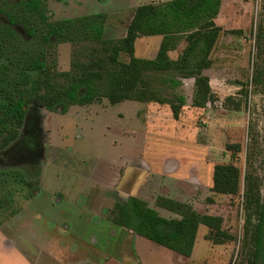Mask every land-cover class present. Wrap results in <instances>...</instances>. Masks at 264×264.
<instances>
[{
	"label": "rangeland",
	"instance_id": "1",
	"mask_svg": "<svg viewBox=\"0 0 264 264\" xmlns=\"http://www.w3.org/2000/svg\"><path fill=\"white\" fill-rule=\"evenodd\" d=\"M165 1L42 0L37 14L28 8L29 0H0V65L17 79L23 62L41 49L46 23L101 13L105 38L117 40L125 36L137 7ZM263 20L264 0H223L216 20L223 31L213 65L205 71L216 100L194 108V80H184L175 90L187 101L179 120L156 103L111 105L106 98L71 106L65 115L33 108L17 144L0 154V230L30 255L53 237L57 222V229L70 231V249L83 246L71 260L92 258L95 247L100 264H244L245 177L252 172L264 181V57L257 45ZM160 41V36L138 39L136 56L155 58ZM184 45L171 53L173 59ZM91 46L53 42L47 64L70 71L72 61ZM121 60L128 62V55ZM227 144L241 145L236 160ZM228 163L240 169L237 195L212 191L214 167ZM131 196L169 219L178 216L159 207L158 197L220 216L234 239L215 245L205 239L209 229L201 226L192 256H181L110 222L115 204ZM35 216L42 217L37 225Z\"/></svg>",
	"mask_w": 264,
	"mask_h": 264
},
{
	"label": "trees",
	"instance_id": "2",
	"mask_svg": "<svg viewBox=\"0 0 264 264\" xmlns=\"http://www.w3.org/2000/svg\"><path fill=\"white\" fill-rule=\"evenodd\" d=\"M222 4L223 0H169L140 5L125 36L117 40L105 38L106 15L101 13L46 23L41 49L23 62L17 79H11L0 67V152L18 139L31 105L65 115L71 106L91 105L104 98L111 105L125 101L156 103L169 106L173 119L179 120L187 101L175 90L188 79L194 80L192 106L204 109L213 104L216 96L205 71L213 65L212 54L223 31L216 23ZM29 5L37 7L39 1L30 0ZM152 36L162 37L157 55L153 59L138 58L137 40ZM82 41L92 46L82 59L72 61L70 71L48 66L50 44ZM182 43L185 45L178 58L172 59L169 54ZM257 45L264 57V20ZM122 54L128 55V62L121 60ZM31 72L37 75L32 77ZM261 82L264 85V68ZM226 147L236 160L241 145ZM240 179V169L234 163L217 164L212 191L237 195ZM262 188L264 181L248 172L244 189V264H264ZM157 205L178 218H165L146 201L131 196L125 203L115 204L110 222L187 258L194 252L201 226L209 229L205 239L215 245L234 239L224 229L220 216L200 214L192 205L166 197H158Z\"/></svg>",
	"mask_w": 264,
	"mask_h": 264
},
{
	"label": "crops",
	"instance_id": "3",
	"mask_svg": "<svg viewBox=\"0 0 264 264\" xmlns=\"http://www.w3.org/2000/svg\"><path fill=\"white\" fill-rule=\"evenodd\" d=\"M161 41H162V37H161ZM171 53L169 54L170 57H171ZM160 106L167 107L168 112H171L169 106L167 105H160ZM36 217L37 216H35L34 221L35 224L37 225V222L41 221L42 217L38 219ZM46 219L48 222L47 217ZM53 228L55 229V230L51 229L53 230L52 231L53 237H50V240H48L47 237L50 236V233H47L46 245L43 246L41 250H39L38 246H36L35 249H33L32 247L34 251L32 255H30L27 252V250H25L14 238L9 236L8 234L3 233L0 230V264H100V262L96 261L95 259L96 255L98 256L100 255V251L95 247L90 248V252L93 255H95L92 258L90 257L87 260L86 259L81 260L75 257V260H71L70 256L74 257L76 256V254L80 255L82 253L83 246L75 247V250L70 249L72 248L69 242L71 235L70 237L68 235L70 231L57 229L58 228L57 222L56 223L53 222ZM33 256L35 257V259L33 258Z\"/></svg>",
	"mask_w": 264,
	"mask_h": 264
},
{
	"label": "flooded vegetation",
	"instance_id": "4",
	"mask_svg": "<svg viewBox=\"0 0 264 264\" xmlns=\"http://www.w3.org/2000/svg\"><path fill=\"white\" fill-rule=\"evenodd\" d=\"M39 1V5L36 7V6H33V5H29V3H28V8L29 9H31L33 12H35V13H41V11H42V0H38ZM29 2H30V0H29ZM71 19V18H70ZM10 24L13 26V25H15V23H14V20H10ZM50 24V23H49ZM105 34H106V32H105ZM0 67H3L4 68V73L6 72L7 73V71L8 70H6V66H1L0 65ZM6 67V68H5ZM1 80V79H0ZM1 83H3V82H1ZM1 91V90H0ZM2 99V96H0V100ZM35 107H37V106H35V105H31L30 107H29V109H28V113H27V116H26V119H25V123H26V121H28V117H29V115H30V113H31V111H32V109L33 108H35ZM40 108V107H39ZM44 111H46V112H48L46 109H44ZM50 113V112H49ZM52 113V112H51ZM25 127V124H24V126H23V128ZM23 128H21L22 130H23ZM19 139H20V137H18V141H19ZM17 140H15L14 142H16ZM13 142V143H14ZM15 144H17V142L16 143H14L13 145H9L7 148H5L4 150H2L1 152H0V154H2V155H4L6 152H8L12 147H14V145ZM130 198V197H129ZM128 198V199H129ZM126 202V201H125ZM125 202H121V203H125Z\"/></svg>",
	"mask_w": 264,
	"mask_h": 264
}]
</instances>
